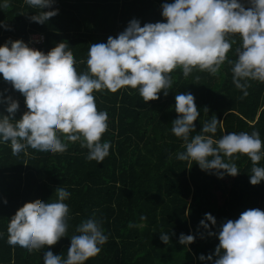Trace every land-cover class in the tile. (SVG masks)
Wrapping results in <instances>:
<instances>
[{"label": "trees", "instance_id": "obj_1", "mask_svg": "<svg viewBox=\"0 0 264 264\" xmlns=\"http://www.w3.org/2000/svg\"><path fill=\"white\" fill-rule=\"evenodd\" d=\"M32 35L57 75L45 111L0 74V124L36 117L0 133V264H264V0H0V45Z\"/></svg>", "mask_w": 264, "mask_h": 264}, {"label": "clouds", "instance_id": "obj_2", "mask_svg": "<svg viewBox=\"0 0 264 264\" xmlns=\"http://www.w3.org/2000/svg\"><path fill=\"white\" fill-rule=\"evenodd\" d=\"M33 2H35V0H33ZM44 64L45 60L42 54L37 50L30 49L20 40L13 41L11 47H9L7 43L0 45V74H2L5 80L11 81L15 89L21 91L25 95V103L30 109H35L41 105L42 89L40 83L42 78L47 76ZM17 107V103L12 101L8 103L6 111L14 113ZM30 119H32V117L26 113L23 118L17 122L15 127L7 121L0 124V133H3L4 139H12V149L14 152H18L22 147V145L16 142L15 138L17 136H25ZM244 236L245 238L243 239ZM242 239L248 241L247 232L243 234ZM247 249L251 248L247 247L246 250ZM263 250V246L259 248V251Z\"/></svg>", "mask_w": 264, "mask_h": 264}, {"label": "snow or ice", "instance_id": "obj_3", "mask_svg": "<svg viewBox=\"0 0 264 264\" xmlns=\"http://www.w3.org/2000/svg\"><path fill=\"white\" fill-rule=\"evenodd\" d=\"M61 55V52L59 49H57V51L55 53L52 54L51 59L54 61L53 65H50V68H54L58 70V66H59V59L58 57ZM57 75V72L51 71V72H47V76L49 77V82L54 84L55 83V77ZM51 93H52V89L50 88L48 90V93H44V91L42 90V97H41V105L40 107L44 108L45 111H50L51 109ZM32 119H36L35 116L32 117ZM46 119V118H45Z\"/></svg>", "mask_w": 264, "mask_h": 264}, {"label": "built area", "instance_id": "obj_4", "mask_svg": "<svg viewBox=\"0 0 264 264\" xmlns=\"http://www.w3.org/2000/svg\"><path fill=\"white\" fill-rule=\"evenodd\" d=\"M42 39V36L40 35H32V38L30 39L29 48L33 50H37V45ZM245 236L243 237V239ZM257 256V252L252 251L251 249H247L244 259L239 264H252V261Z\"/></svg>", "mask_w": 264, "mask_h": 264}]
</instances>
